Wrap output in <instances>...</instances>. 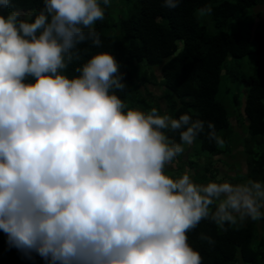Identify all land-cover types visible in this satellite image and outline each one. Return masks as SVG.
Masks as SVG:
<instances>
[{
  "label": "clouds",
  "instance_id": "9594fccd",
  "mask_svg": "<svg viewBox=\"0 0 264 264\" xmlns=\"http://www.w3.org/2000/svg\"><path fill=\"white\" fill-rule=\"evenodd\" d=\"M110 4L43 0L24 10L0 0V231L47 264H203L188 233L201 221L264 220V179L200 183L189 169L166 171L199 136L219 148L225 140L211 120L121 99V62L92 52Z\"/></svg>",
  "mask_w": 264,
  "mask_h": 264
},
{
  "label": "trees",
  "instance_id": "16d2710c",
  "mask_svg": "<svg viewBox=\"0 0 264 264\" xmlns=\"http://www.w3.org/2000/svg\"><path fill=\"white\" fill-rule=\"evenodd\" d=\"M13 2L24 10H38L43 0ZM123 3L126 9L118 20L112 17L110 6L105 9L104 20L95 25L104 41L103 47L92 49V52L110 51L121 62L127 81L125 92L118 93L121 99L130 107L145 111L157 107L175 118L186 112L194 119L211 120L221 136L223 130L234 132L237 128L231 117L236 122L241 117L242 125L251 135L250 143L256 148L247 154L246 162L264 179V32L261 24L255 30L252 28L255 18L261 15L255 9L264 0H181L176 9L165 7L163 0H123ZM205 6L211 7L212 13L198 19L196 9ZM248 10L252 12L248 14ZM247 56L259 59L253 64V72L240 77L232 75L226 68L227 61ZM223 82L227 84L224 89ZM240 83L249 87L242 90L237 86ZM227 94H232L237 105L234 115L226 107ZM170 136L179 142L178 134ZM197 140L203 150L225 153L203 135ZM226 158L222 160L227 162ZM178 161L182 164H176V168L181 171L189 167L195 176L201 170L200 183L216 177L217 169L212 168L211 162L206 161L203 167L194 161L184 164L180 157ZM201 232L210 235L214 243L201 240ZM188 239L199 250L203 264H264V220H246L239 226L225 225L224 229L201 221L188 233ZM0 264L47 262L36 253L28 258L10 247L6 235L0 231Z\"/></svg>",
  "mask_w": 264,
  "mask_h": 264
},
{
  "label": "rangeland",
  "instance_id": "374dc122",
  "mask_svg": "<svg viewBox=\"0 0 264 264\" xmlns=\"http://www.w3.org/2000/svg\"><path fill=\"white\" fill-rule=\"evenodd\" d=\"M119 2L120 0H111V4H110V12L112 13V17L115 20H118L119 17L124 13L123 10L126 9L125 3H123V0L121 1L120 6H117V3ZM247 12L248 14H250L252 10H248ZM255 12L257 14L261 12V15L255 18V24L252 25V28L255 30L256 28H258V25L261 24L263 28H260V29L264 32V4L261 6H258L255 9ZM212 29L215 30L214 27H212ZM256 60H259V59L256 58L255 56H247L242 59H229L226 63L227 64L226 68L230 71V73H232V75H235V76L237 75L238 77H240L241 74L253 72L252 67H253V64L256 62ZM262 60H264V57ZM233 79H235L234 76H233ZM226 85L227 84L223 82L222 88L224 89ZM237 86L242 87V90L249 87L245 83H240ZM231 90L233 92H236L234 88H231ZM243 99H244V96H242V100H241L242 103H243ZM226 107L231 115L235 114L237 105L235 106V102L233 100L232 94H227ZM231 118H232V122L234 123V125L237 124V128L234 129V132H230L227 130L222 131V137L225 140V146L224 148H220V149H223L225 151L224 154L218 155L217 153H211L209 151L203 150L200 147L199 141L196 140L191 146H186L184 153L180 156V159L184 161V164L189 165L190 161H194L203 167L207 164L206 161L211 162L213 165L212 168L217 169L215 172L216 177L214 179H216L218 176L221 177V179L230 180L232 182H243L244 180L249 179V178L261 179L260 173L256 170L253 172L249 168L246 162L247 154H249V152L252 151V149L256 150V148L253 146L255 144L250 143L251 135L250 133H248L247 128L246 127L244 128L245 125H242L241 117L237 118L238 122H236L235 117H231ZM258 139H260V137H258ZM225 157H227L226 158L227 162L223 161ZM180 162L177 164L181 165L182 162L181 164ZM176 166L177 165H175V167H169L166 169V171H168L169 174L176 176V175L181 174L185 169H189V167L185 166L183 167V170L181 171L180 167L176 168ZM191 172H192V177L196 182L202 181L203 172L201 170L199 171L198 175H195V176L193 175L194 170H191ZM262 249L264 251V246Z\"/></svg>",
  "mask_w": 264,
  "mask_h": 264
}]
</instances>
